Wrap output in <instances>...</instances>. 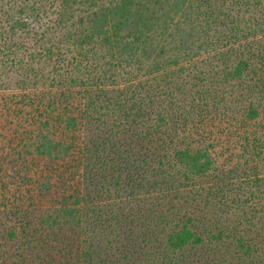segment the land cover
Instances as JSON below:
<instances>
[{"label": "trees", "instance_id": "obj_1", "mask_svg": "<svg viewBox=\"0 0 264 264\" xmlns=\"http://www.w3.org/2000/svg\"><path fill=\"white\" fill-rule=\"evenodd\" d=\"M47 7L0 0V264H264V0Z\"/></svg>", "mask_w": 264, "mask_h": 264}, {"label": "rangeland", "instance_id": "obj_2", "mask_svg": "<svg viewBox=\"0 0 264 264\" xmlns=\"http://www.w3.org/2000/svg\"><path fill=\"white\" fill-rule=\"evenodd\" d=\"M50 1L44 0V5L47 7ZM5 47L4 42L0 40V60L3 58L8 60L7 56H5L7 52V47ZM9 63H11V60L7 64L10 65ZM3 65H5L4 62L1 63V66ZM5 72L7 74V71ZM6 76H0V152H4L8 147V139L11 136L10 124L8 122L12 118H9L7 115L9 114L8 107L14 108L17 105L15 100L21 98V95L26 92L16 86L15 80L12 81ZM27 92H30V90H27ZM4 96L10 97L12 100H8L6 103L3 99ZM244 123L245 121L240 113H237L234 118L223 114L204 122L205 130L202 132H205L206 138L214 144L213 156L220 164L230 165L232 161L236 162V156L240 153L239 137L248 132L249 126Z\"/></svg>", "mask_w": 264, "mask_h": 264}]
</instances>
